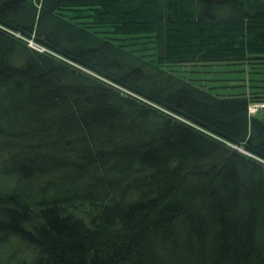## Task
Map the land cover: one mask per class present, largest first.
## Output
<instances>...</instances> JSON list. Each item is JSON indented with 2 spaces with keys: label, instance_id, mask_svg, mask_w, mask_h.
Masks as SVG:
<instances>
[{
  "label": "trees",
  "instance_id": "16d2710c",
  "mask_svg": "<svg viewBox=\"0 0 264 264\" xmlns=\"http://www.w3.org/2000/svg\"><path fill=\"white\" fill-rule=\"evenodd\" d=\"M216 64L264 68V0H0V264H264V94Z\"/></svg>",
  "mask_w": 264,
  "mask_h": 264
},
{
  "label": "rangeland",
  "instance_id": "374dc122",
  "mask_svg": "<svg viewBox=\"0 0 264 264\" xmlns=\"http://www.w3.org/2000/svg\"><path fill=\"white\" fill-rule=\"evenodd\" d=\"M30 43L32 45L37 46V48L40 49L43 48L39 45H36L33 41H30ZM226 66L227 67L224 66L222 67L216 64L214 68L209 69L210 72H205L201 76L206 77L203 78L204 80H207V78H212L214 76L223 78V80L217 81L214 77L215 79L214 81L217 83H221L223 81L232 83V87L227 88V90H231V89L234 90V88H238L239 90H242L243 92L249 94L251 91H255L257 88L260 92L264 94V68L258 67L255 69H259V70H255L254 68L250 67L248 64L246 65L244 64V66L241 67L236 66L234 64L226 65ZM256 83L257 85L255 86ZM260 102L264 103V101H260Z\"/></svg>",
  "mask_w": 264,
  "mask_h": 264
},
{
  "label": "built area",
  "instance_id": "2783aa9c",
  "mask_svg": "<svg viewBox=\"0 0 264 264\" xmlns=\"http://www.w3.org/2000/svg\"><path fill=\"white\" fill-rule=\"evenodd\" d=\"M261 106V104L259 103H256V104H251L250 105V110H252L253 112H256L257 111V108Z\"/></svg>",
  "mask_w": 264,
  "mask_h": 264
},
{
  "label": "bare ground",
  "instance_id": "6f19581e",
  "mask_svg": "<svg viewBox=\"0 0 264 264\" xmlns=\"http://www.w3.org/2000/svg\"><path fill=\"white\" fill-rule=\"evenodd\" d=\"M103 79H105V78H103ZM106 80L109 81L107 78L105 79V81H106ZM122 88L126 90V88H124V87H122ZM256 103L261 104V106H259L258 108L264 106V103H262V102H260V101L253 102V103H251V104H256ZM258 108H257V109H258Z\"/></svg>",
  "mask_w": 264,
  "mask_h": 264
}]
</instances>
